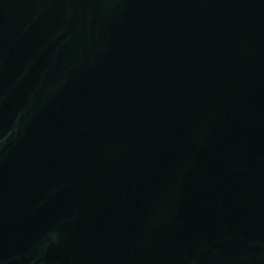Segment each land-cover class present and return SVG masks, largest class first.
I'll return each mask as SVG.
<instances>
[{
  "label": "water",
  "instance_id": "95a60500",
  "mask_svg": "<svg viewBox=\"0 0 264 264\" xmlns=\"http://www.w3.org/2000/svg\"><path fill=\"white\" fill-rule=\"evenodd\" d=\"M0 264H264V0H0Z\"/></svg>",
  "mask_w": 264,
  "mask_h": 264
}]
</instances>
